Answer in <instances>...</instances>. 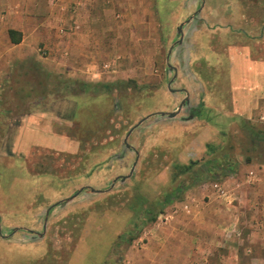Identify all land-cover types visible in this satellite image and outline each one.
I'll return each instance as SVG.
<instances>
[{
	"label": "rangeland",
	"instance_id": "rangeland-1",
	"mask_svg": "<svg viewBox=\"0 0 264 264\" xmlns=\"http://www.w3.org/2000/svg\"><path fill=\"white\" fill-rule=\"evenodd\" d=\"M123 2L130 7L128 0ZM203 2L154 0L159 18V32L156 28L154 35L158 33V37L153 39V33H147L145 38L134 30V36L110 42L112 48L108 46L107 52L121 56L117 72L99 82L72 79L67 66L65 73H57L56 67L51 71L50 67L23 65L17 71L14 68L8 78L0 75V232L7 236L18 229L6 239L0 237V264H159L160 258L149 240L154 241L155 232L171 223L172 214L169 206L161 210L164 195L157 184L165 176V166L195 132L181 131L173 125V119L156 113L174 110L182 97L170 94L167 88L175 73L167 67V53L179 39V25ZM224 3L233 8L226 15L232 22L227 38L217 24L218 8ZM201 16L202 11L183 26L184 39L171 50L168 63L179 72L170 88H188L201 98L205 83V102L218 106V94H224L222 89L227 85L228 58L224 47L239 43L232 34L241 29L255 34L264 32V25L260 24L264 22V0H205L208 29L199 35L205 37V44L199 39L193 46L189 26L200 21ZM209 18L215 22L212 28L206 24ZM109 25L116 30L115 25ZM188 46H205V75L198 72L201 61L188 66ZM107 52L98 57L99 62L107 59ZM203 78L205 82H201ZM78 82L88 87L83 91ZM107 84L109 88L105 87ZM70 100L79 107L72 119L67 106ZM148 115L150 118L135 128L127 140L138 154L132 176L124 182L117 181L108 192L84 190L63 206H53L44 225L50 206L83 187L106 190L114 178L128 174L136 153L125 148L123 139ZM22 118L26 119L19 127ZM28 124L50 134L68 136L65 148H43L40 143H49L50 139L39 134L31 133V140L27 139ZM179 124L188 126L181 120ZM18 129L21 134L15 139ZM226 132L230 137L221 141L227 148L232 147L228 152L238 164L246 157L264 164V151L249 150L247 133L240 122L230 125ZM17 139L16 149L12 145ZM34 142L38 144L30 145ZM188 191L190 196L201 197L205 187L199 183ZM164 214L169 215L167 221ZM154 215L155 220L149 222L148 217ZM122 221L126 224L119 239L120 235L115 236L113 231ZM131 234L135 240L128 245ZM133 245L137 248L132 249Z\"/></svg>",
	"mask_w": 264,
	"mask_h": 264
},
{
	"label": "crops",
	"instance_id": "crops-1",
	"mask_svg": "<svg viewBox=\"0 0 264 264\" xmlns=\"http://www.w3.org/2000/svg\"><path fill=\"white\" fill-rule=\"evenodd\" d=\"M122 1L125 0H0V75L8 78L14 68L17 71L23 65L50 67L51 71L56 67L57 73H65L67 66L71 68L72 79L76 77L90 83L115 74L121 56L107 52L110 42L134 36V30L144 36L153 33V39L158 37V33L154 35L156 28L159 32L154 0L148 3L147 0H128L130 7ZM231 9L225 3L218 8L217 24L226 38L231 34L232 22L226 16L231 14ZM201 11L200 21L189 26L193 46L199 39L205 44V37L199 36L208 29L205 27V0ZM234 19L237 20V15ZM140 23L142 28H139ZM109 24L115 25L116 30ZM206 24L212 28L215 22L209 18ZM232 35L239 43H228L224 47L228 58L227 85L219 89L224 94H218V106L205 102V83L201 98L195 97L188 88H170L173 92L168 89L170 94L182 96L179 103L188 94V101L179 113L168 118L173 119V125L181 131L189 129L195 133L165 166L162 172L165 176L157 184L161 191L170 185L174 165L201 162L208 143L220 144L222 138L230 137L226 132L230 125H237L242 119L264 128V32L255 34L241 29ZM106 52L107 59L99 62L98 57L105 56ZM185 54L189 67L201 61L198 72L205 75V46L197 49L188 46ZM173 68L177 76L179 70ZM201 82H205V78ZM67 106L72 119L79 107L74 100L68 101ZM177 107L166 112H174ZM180 120L188 126H181ZM25 130L26 135H23L29 140L31 133L50 139L49 143H40L43 148L64 149L69 138L29 124ZM19 132L21 129L15 139ZM17 141L12 145L16 149ZM217 182L226 188L231 198L235 197L236 205L228 209L230 207L212 188L215 182L201 183L205 187L201 197L190 196L188 189L181 201L169 205L171 223L155 232L154 241L149 240L160 258L159 264H264V164L253 160L239 162L235 174ZM182 205H187L188 210H183ZM257 220L259 224H255ZM125 224L122 221L113 234H122Z\"/></svg>",
	"mask_w": 264,
	"mask_h": 264
},
{
	"label": "trees",
	"instance_id": "trees-1",
	"mask_svg": "<svg viewBox=\"0 0 264 264\" xmlns=\"http://www.w3.org/2000/svg\"><path fill=\"white\" fill-rule=\"evenodd\" d=\"M78 84L83 91L84 88L88 87V84L84 82H78ZM105 87L109 88L110 86L107 84ZM239 122L241 129L247 133L249 150L253 152L258 150L264 151V128H257L242 119ZM228 147L225 146L223 141L220 144L208 143L206 145L205 157L201 159V162H192L189 165H174L170 188H164L161 191L162 195H164L161 210L174 202L181 201L184 193L199 183L217 182L235 174L238 168V162L229 153L232 147ZM244 161L250 162L251 158L246 157ZM156 216L148 217L149 222L154 221ZM134 236L132 234L129 235L126 244L129 245L135 240ZM120 237L123 236L120 235L119 239Z\"/></svg>",
	"mask_w": 264,
	"mask_h": 264
},
{
	"label": "water",
	"instance_id": "water-1",
	"mask_svg": "<svg viewBox=\"0 0 264 264\" xmlns=\"http://www.w3.org/2000/svg\"><path fill=\"white\" fill-rule=\"evenodd\" d=\"M201 11V7L189 18V19H187L185 22H183V23H181L180 25H179V27H178V29H177V34H178V36H179V39L177 40V41H175L172 45H171V47H170V49L168 50V53H167V67H168V69H170V70H175L169 63H168V60H169V56H170V54H171V50H172V48L176 45V44H180L181 42H182V39H183V26L184 25H186V23H188L192 18H195V16H196V14L197 13H199ZM175 77H176V72L174 73V75L172 76V78L169 80V82H168V85H167V88L171 91V92H173V90H171L170 89V85H171V83L174 81V79H175ZM188 101V94L186 93V96L181 100V102L179 103V105H178V107H177V109L174 111V112H159V113H156V115H160V116H167V117H169V118H174L178 113H179V111L181 110V108L183 107V105L186 103ZM152 115H154V114H152ZM150 117V115H148V116H145V117H143V118H141L128 132H127V134L125 135V137H124V139H123V144H124V146H125V148L126 149H129V150H133L135 153H136V159H135V161L133 162V164H132V167H131V169L129 170V172H128V174H126L125 176H118V177H116V178H114L112 181H111V185H110V187L108 188V189H106V190H94V189H92V188H89V187H83V188H80V189H78L77 190V192L73 195V196H71V197H69V198H67V199H64V200H61V201H59L57 204H54V205H52V206H50L49 208H48V210L46 211V217L44 218V225L47 223V214H48V212H49V210L53 207V206H55V205H60V206H63V204L65 203V202H68V201H70V200H72L73 198H75L78 194H80L82 191H84V190H86L88 193H105V192H108V191H110L113 187H114V185H115V183L117 182V181H121V182H124L126 179H128V178H130L131 176H132V174H133V172H134V170H135V167H136V165H137V161H138V154H137V152L134 150V148L131 146V145H129L128 144V142H127V140H128V138H129V136H130V134L132 133V131L135 129V128H137L141 123H143L146 119H148ZM20 229H23L24 230V228H20ZM18 231V229H15V230H13V232L10 234V235H7V236H2L1 235V232H0V237L1 238H3V239H6V238H8V237H10L13 233H15V232H17ZM36 235H38V236H41L42 234L40 233V234H37V233H35Z\"/></svg>",
	"mask_w": 264,
	"mask_h": 264
},
{
	"label": "built area",
	"instance_id": "built-area-1",
	"mask_svg": "<svg viewBox=\"0 0 264 264\" xmlns=\"http://www.w3.org/2000/svg\"><path fill=\"white\" fill-rule=\"evenodd\" d=\"M212 188L213 190L218 194V196L225 202V204H227L231 209L234 207V204L236 203V199L235 197H230L229 196V192L226 190V188L219 182H215L212 184ZM234 194V193H233ZM182 209L183 210H188V206L187 205H182ZM164 220H168L169 215L164 214L163 216Z\"/></svg>",
	"mask_w": 264,
	"mask_h": 264
},
{
	"label": "flooded vegetation",
	"instance_id": "flooded-vegetation-1",
	"mask_svg": "<svg viewBox=\"0 0 264 264\" xmlns=\"http://www.w3.org/2000/svg\"><path fill=\"white\" fill-rule=\"evenodd\" d=\"M141 124H142V123H141ZM141 124H140V125H141ZM140 125H139V126H140Z\"/></svg>",
	"mask_w": 264,
	"mask_h": 264
}]
</instances>
